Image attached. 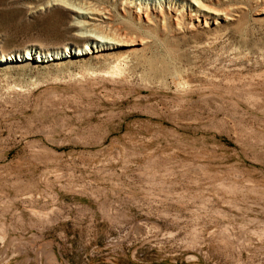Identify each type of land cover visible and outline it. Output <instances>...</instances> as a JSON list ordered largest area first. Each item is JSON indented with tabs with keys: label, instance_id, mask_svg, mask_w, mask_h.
I'll use <instances>...</instances> for the list:
<instances>
[{
	"label": "rangeland",
	"instance_id": "obj_1",
	"mask_svg": "<svg viewBox=\"0 0 264 264\" xmlns=\"http://www.w3.org/2000/svg\"><path fill=\"white\" fill-rule=\"evenodd\" d=\"M50 1L1 53L84 45ZM70 1L129 45L0 65V264H264V0Z\"/></svg>",
	"mask_w": 264,
	"mask_h": 264
},
{
	"label": "bare ground",
	"instance_id": "obj_2",
	"mask_svg": "<svg viewBox=\"0 0 264 264\" xmlns=\"http://www.w3.org/2000/svg\"><path fill=\"white\" fill-rule=\"evenodd\" d=\"M87 2L74 3V1L72 2L70 0H52L48 3L50 6L51 4L55 5L59 3L58 5H64L70 10L74 18L72 26L77 30L75 35L84 42L83 46H66L64 50L55 51H44L43 49L33 47L27 49L23 54L15 52L7 54L0 52V65H10L25 61L48 62L50 60L63 59L69 56H81L87 53H95L118 46L129 45V43L122 38L99 32L101 28L99 25H101V22L104 23L107 16L104 15L105 13L103 14L95 7L87 4ZM190 5L196 10L206 14L209 13L218 16L222 14L213 8L211 9L209 5L207 6L202 0H190Z\"/></svg>",
	"mask_w": 264,
	"mask_h": 264
}]
</instances>
